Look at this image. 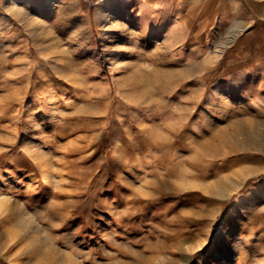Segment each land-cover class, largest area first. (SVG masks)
Returning <instances> with one entry per match:
<instances>
[{
  "label": "rangeland",
  "instance_id": "obj_1",
  "mask_svg": "<svg viewBox=\"0 0 264 264\" xmlns=\"http://www.w3.org/2000/svg\"><path fill=\"white\" fill-rule=\"evenodd\" d=\"M0 264H264V0H0Z\"/></svg>",
  "mask_w": 264,
  "mask_h": 264
},
{
  "label": "crops",
  "instance_id": "obj_2",
  "mask_svg": "<svg viewBox=\"0 0 264 264\" xmlns=\"http://www.w3.org/2000/svg\"><path fill=\"white\" fill-rule=\"evenodd\" d=\"M83 1H87L88 3H92L94 5H99L102 2L107 1V0H83Z\"/></svg>",
  "mask_w": 264,
  "mask_h": 264
},
{
  "label": "bare ground",
  "instance_id": "obj_3",
  "mask_svg": "<svg viewBox=\"0 0 264 264\" xmlns=\"http://www.w3.org/2000/svg\"><path fill=\"white\" fill-rule=\"evenodd\" d=\"M236 28V27H235ZM237 186H235V188H236Z\"/></svg>",
  "mask_w": 264,
  "mask_h": 264
}]
</instances>
